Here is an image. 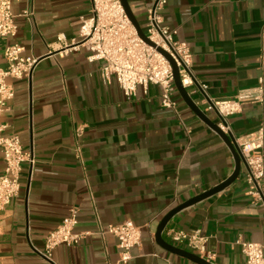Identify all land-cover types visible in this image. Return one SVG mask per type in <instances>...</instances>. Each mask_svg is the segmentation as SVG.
I'll return each instance as SVG.
<instances>
[{"label": "crops", "instance_id": "0c3cea01", "mask_svg": "<svg viewBox=\"0 0 264 264\" xmlns=\"http://www.w3.org/2000/svg\"><path fill=\"white\" fill-rule=\"evenodd\" d=\"M126 2L145 26L154 0ZM90 8V0H11L17 32L0 40V67L4 47L13 44L36 64L28 77L6 79L14 97L0 114L1 136H16L35 163L31 171L22 165L18 194L0 213V264H119L117 241L96 235V217L103 230L125 222L140 229L125 264H197L159 246L155 232L172 209L231 176L232 154L177 91L175 110L166 109L157 87L146 94L137 88L127 99L113 78L103 80V63L74 46ZM159 14L174 40L188 46L193 76L210 99H233L264 80V0H166ZM197 90L187 91L216 124ZM228 123L237 138L255 133L264 128V103L242 105ZM3 167L0 153V174ZM246 191L241 170L229 187L178 212L162 239L198 256L167 237L169 230L198 232L213 254L206 263L244 264L241 242L264 246V207ZM70 208L78 211L74 232L88 235L77 246L56 247L49 263L38 252Z\"/></svg>", "mask_w": 264, "mask_h": 264}, {"label": "built area", "instance_id": "2783aa9c", "mask_svg": "<svg viewBox=\"0 0 264 264\" xmlns=\"http://www.w3.org/2000/svg\"><path fill=\"white\" fill-rule=\"evenodd\" d=\"M90 16L80 21L78 40L74 46H83L88 52L89 62L100 61L101 76L103 80L114 79L125 98L134 96L137 88L144 94L150 86L159 88L160 104L166 109L176 108L172 99L176 92L173 83L172 66L167 55L177 68L181 86L188 90L196 85L201 92L207 110L212 112L216 119L217 128L224 134L233 138L240 158L244 163L243 178L247 187V195L264 207V128H259L255 133L237 138L233 135L228 118L239 112L242 105L264 103V80H258V86L249 90L237 92L233 99L214 101L206 93L207 86L195 80L191 71L192 56L185 43L174 40L175 31L162 25L159 12L165 7L166 0H154L145 13L146 40L143 42L126 17L119 0H90ZM31 10H25L21 16L29 18ZM17 28L11 10V0H0V40L15 37ZM23 48L19 45H6L2 56L6 67H0V114L8 111L7 103L14 97L11 86L6 84V79L20 80L29 76L36 60L22 58ZM165 54V55H164ZM4 126L0 125V153L3 161V171L0 174V213L5 210L19 191V176L22 165L31 169L34 166L32 150L23 151L16 136H1ZM82 128L74 129V136L79 139ZM79 157V154H78ZM78 211L70 208L68 215L56 228L45 236L44 249L38 252L45 261L52 263L53 250L64 245L77 246L84 235L74 232L77 225ZM97 220L96 235L103 239L105 234L113 236L119 249V264L130 260L129 250L139 245L140 229L131 223L110 225L103 230ZM167 237L173 243L186 246L194 251L201 259L209 262L213 254L205 248L206 238L198 232L185 233L169 230ZM241 254L245 258L244 264H264V246L254 243L241 242Z\"/></svg>", "mask_w": 264, "mask_h": 264}, {"label": "water", "instance_id": "95a60500", "mask_svg": "<svg viewBox=\"0 0 264 264\" xmlns=\"http://www.w3.org/2000/svg\"><path fill=\"white\" fill-rule=\"evenodd\" d=\"M120 5L122 6L124 13L126 15V17L128 18V20L130 21L131 25L133 26V28L135 29L137 36L145 43H147L148 45H151L145 38L138 22L135 19V16L133 15L131 9L129 8L126 0H119ZM165 55V54H164ZM165 57L169 60L171 66H172V76H173V83H174V87L177 91V93L179 94V96L181 97V99L183 100V102L188 106V108L204 123L206 124L211 130H213L221 139L222 141L225 143V145L227 146V148L229 149V151L232 154L233 160H234V171L231 174V176H229L225 181H223L221 184L215 186L214 188L208 190L207 192H204L198 196H195L193 198H191L190 200L184 202L183 204L177 206L176 208L172 209L170 212H168L159 222L156 232H155V242L161 246L163 249H165L168 252H171L173 254L179 255V256H183L185 258H187L188 260H191L192 262H195L197 264H208L205 262V260L200 259L198 256H195L193 254L187 253L185 251L179 250L177 248H174L170 245H168L161 237V234L164 230V228L166 227L167 223L181 210L192 206L200 201H203L211 196L216 195L217 193L223 191L224 189H226L227 187H229L231 184H233L237 178L240 175V172L242 170V168H244V163L242 162V159L240 158V155L238 153V150L235 146L234 140L232 137L228 136V135H224L216 126V124L210 120L204 112H202L197 104L191 99L189 92L187 90H185L180 83L179 80V76H178V71L176 66L174 65V63L170 60V58L165 55ZM194 88H197L196 85H194ZM197 92H199L197 90ZM200 94V93H199Z\"/></svg>", "mask_w": 264, "mask_h": 264}, {"label": "rangeland", "instance_id": "374dc122", "mask_svg": "<svg viewBox=\"0 0 264 264\" xmlns=\"http://www.w3.org/2000/svg\"><path fill=\"white\" fill-rule=\"evenodd\" d=\"M141 30H143V31L145 30V27H144V26H142V25H141Z\"/></svg>", "mask_w": 264, "mask_h": 264}]
</instances>
